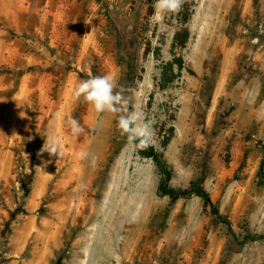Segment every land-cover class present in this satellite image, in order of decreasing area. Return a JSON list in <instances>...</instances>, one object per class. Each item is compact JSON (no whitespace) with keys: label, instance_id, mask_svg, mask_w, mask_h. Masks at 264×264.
Masks as SVG:
<instances>
[{"label":"rangeland","instance_id":"obj_1","mask_svg":"<svg viewBox=\"0 0 264 264\" xmlns=\"http://www.w3.org/2000/svg\"><path fill=\"white\" fill-rule=\"evenodd\" d=\"M156 6L0 0V264H264L118 127L135 113L170 188L200 179L240 241L264 234V0ZM104 76L115 112L74 96Z\"/></svg>","mask_w":264,"mask_h":264},{"label":"trees","instance_id":"obj_2","mask_svg":"<svg viewBox=\"0 0 264 264\" xmlns=\"http://www.w3.org/2000/svg\"><path fill=\"white\" fill-rule=\"evenodd\" d=\"M130 114L125 115V117L129 116ZM127 138L133 142V144L136 146L141 156L145 158L153 159L156 165L159 167L161 174H162V180H161V186H160V191L162 193L169 195L172 199L185 198V197L187 198L193 195L200 197L204 202L205 210L207 212H211L217 220L225 223L229 229L230 234L238 242H240L241 245H245L249 242L264 241V234L248 235V236H245L240 241V239L236 237L233 229L231 228V222L227 218L223 217V215L220 212V209L216 206L210 194L206 190L202 180L199 179V180L192 182L190 185V188L188 189L178 190V189L170 188L168 186V183L172 178V172L169 168L167 161L164 159L163 155L154 146L150 145L145 138L138 136L135 132H127ZM262 171L264 172V164L262 166ZM31 182H32L31 178H29L28 180L26 179L23 182L22 189L27 194H29L31 191ZM4 237H5V233H3L2 238L0 240V257L4 253V246H5V243H7V240Z\"/></svg>","mask_w":264,"mask_h":264},{"label":"clouds","instance_id":"obj_3","mask_svg":"<svg viewBox=\"0 0 264 264\" xmlns=\"http://www.w3.org/2000/svg\"><path fill=\"white\" fill-rule=\"evenodd\" d=\"M181 4L182 0H157V15L164 10L175 11ZM114 87V82L108 76L89 78L83 80L76 87L74 96L77 99L82 96L84 101L92 105L97 112H115L117 111L116 103L120 98L118 94H114ZM137 119L135 113H132L127 117L122 116L119 120L118 127L121 129L122 133L139 132V134L143 135L146 131V126L144 129L133 127V125L137 123ZM69 123L73 127L74 132L79 130L75 120H70ZM44 151L51 155H57L56 147L47 141L41 152Z\"/></svg>","mask_w":264,"mask_h":264}]
</instances>
